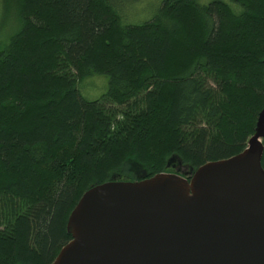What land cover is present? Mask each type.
<instances>
[{
	"label": "trees",
	"instance_id": "1",
	"mask_svg": "<svg viewBox=\"0 0 264 264\" xmlns=\"http://www.w3.org/2000/svg\"><path fill=\"white\" fill-rule=\"evenodd\" d=\"M137 1L20 0L0 47V264L52 263L94 184L196 169L254 134L264 0H163L126 23ZM92 75L108 77L94 100L80 91Z\"/></svg>",
	"mask_w": 264,
	"mask_h": 264
},
{
	"label": "water",
	"instance_id": "2",
	"mask_svg": "<svg viewBox=\"0 0 264 264\" xmlns=\"http://www.w3.org/2000/svg\"><path fill=\"white\" fill-rule=\"evenodd\" d=\"M263 155L264 108L234 156L94 184L70 213L72 238L50 264H264Z\"/></svg>",
	"mask_w": 264,
	"mask_h": 264
},
{
	"label": "rangeland",
	"instance_id": "3",
	"mask_svg": "<svg viewBox=\"0 0 264 264\" xmlns=\"http://www.w3.org/2000/svg\"><path fill=\"white\" fill-rule=\"evenodd\" d=\"M163 0H138L123 8L124 21L129 24H141L153 18ZM210 0H200L208 3ZM20 0H0V47L8 45L11 38L22 28L20 19ZM108 77L92 75L83 80L80 91L88 99L99 98L107 91ZM128 167V166H127ZM187 171L186 168H183ZM170 173H175L171 170ZM129 176L135 177L134 174ZM144 179V178H143Z\"/></svg>",
	"mask_w": 264,
	"mask_h": 264
}]
</instances>
